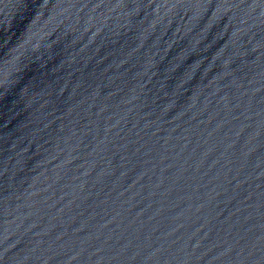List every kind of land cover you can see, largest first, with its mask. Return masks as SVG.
Masks as SVG:
<instances>
[{
	"label": "water",
	"instance_id": "95a60500",
	"mask_svg": "<svg viewBox=\"0 0 264 264\" xmlns=\"http://www.w3.org/2000/svg\"><path fill=\"white\" fill-rule=\"evenodd\" d=\"M0 264H264V0H0Z\"/></svg>",
	"mask_w": 264,
	"mask_h": 264
}]
</instances>
